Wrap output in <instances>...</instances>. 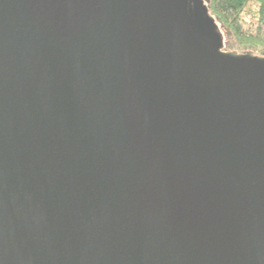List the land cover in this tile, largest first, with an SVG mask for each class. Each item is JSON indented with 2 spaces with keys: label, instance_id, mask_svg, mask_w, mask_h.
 <instances>
[{
  "label": "water",
  "instance_id": "obj_1",
  "mask_svg": "<svg viewBox=\"0 0 264 264\" xmlns=\"http://www.w3.org/2000/svg\"><path fill=\"white\" fill-rule=\"evenodd\" d=\"M193 1L0 0V264H264V63Z\"/></svg>",
  "mask_w": 264,
  "mask_h": 264
},
{
  "label": "trees",
  "instance_id": "obj_2",
  "mask_svg": "<svg viewBox=\"0 0 264 264\" xmlns=\"http://www.w3.org/2000/svg\"><path fill=\"white\" fill-rule=\"evenodd\" d=\"M192 6H195L194 1ZM208 10L236 39L238 49L264 55V0H209Z\"/></svg>",
  "mask_w": 264,
  "mask_h": 264
},
{
  "label": "rangeland",
  "instance_id": "obj_3",
  "mask_svg": "<svg viewBox=\"0 0 264 264\" xmlns=\"http://www.w3.org/2000/svg\"><path fill=\"white\" fill-rule=\"evenodd\" d=\"M202 1V7H198V11L203 13L202 8L205 6L206 11L202 14L205 17L209 16V19L212 18L216 25H217V32L221 34L222 40H223V45L221 51L227 53V55H231V57L236 58V59H242V58H247L251 60H259L261 63H264V55H257L255 52H253L250 49H238L237 41L236 39L228 34V32L221 26L219 22H217L211 15L208 10V2L209 0H201ZM196 11V10H195ZM196 11V12H198ZM194 12V11H193Z\"/></svg>",
  "mask_w": 264,
  "mask_h": 264
},
{
  "label": "flooded vegetation",
  "instance_id": "obj_4",
  "mask_svg": "<svg viewBox=\"0 0 264 264\" xmlns=\"http://www.w3.org/2000/svg\"><path fill=\"white\" fill-rule=\"evenodd\" d=\"M191 32H193L192 29H191ZM193 33H194V32H193ZM195 36H196V35H195ZM193 39H194L195 41H198V39H197L196 37H194ZM196 39H197V40H196ZM209 43H210V45H214V44H215L214 40H211V39H210V42H209Z\"/></svg>",
  "mask_w": 264,
  "mask_h": 264
}]
</instances>
